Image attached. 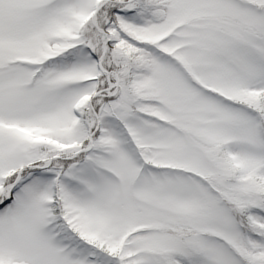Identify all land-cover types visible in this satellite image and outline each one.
I'll return each mask as SVG.
<instances>
[{
    "label": "snow or ice",
    "instance_id": "obj_1",
    "mask_svg": "<svg viewBox=\"0 0 264 264\" xmlns=\"http://www.w3.org/2000/svg\"><path fill=\"white\" fill-rule=\"evenodd\" d=\"M0 264H264V0H0Z\"/></svg>",
    "mask_w": 264,
    "mask_h": 264
}]
</instances>
